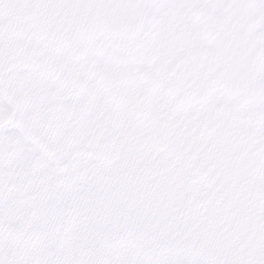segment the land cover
<instances>
[{
  "label": "rangeland",
  "instance_id": "obj_1",
  "mask_svg": "<svg viewBox=\"0 0 264 264\" xmlns=\"http://www.w3.org/2000/svg\"><path fill=\"white\" fill-rule=\"evenodd\" d=\"M24 25L25 22L22 24L20 37L23 39L20 44L26 55L20 58L21 68L14 72L7 71L5 75H2L5 71L0 70V264H32L28 260L34 259V246L38 255L44 256V259H53L55 264H68L65 261L66 258L69 259L68 254H58L52 250L54 249L52 245L43 243L41 236L34 235V212L54 211L64 214L65 208L72 203L71 212L77 214L73 216L75 222L70 226L71 237L74 236V232L79 231L84 239L92 240L94 234L99 231L92 215V208L89 204L84 206L80 201L95 189L103 168H96V164L91 166L89 160L81 158L82 156L76 157L75 154L81 149L85 150L79 138L91 136L97 139L98 106L89 98L85 87L95 84L93 73L97 68V61L105 53L95 57L93 49L88 51L86 85L73 100L63 103L64 106L60 105L62 108L65 107L62 119L56 118L61 109L50 111L51 109L46 108V112L41 113L36 110L34 103V94L35 97H39V92L34 91V86L38 82L34 75L41 78V74L34 72V35L26 31ZM11 45L14 46V42ZM27 47L31 48L30 52H27ZM61 59L60 55L57 59L60 64ZM54 73L63 71L56 65ZM68 78L73 81L72 76L68 75ZM5 82L11 84L10 91L3 86ZM12 98L21 100L18 104L21 106L19 112L16 111L18 106ZM52 101L55 100L47 101L51 105L50 108L54 104ZM16 115L28 134L22 135V132L10 123ZM128 121L131 130L140 138L145 140L155 136L150 121L135 122L131 119ZM60 132L64 140H54L59 144L56 146L52 137L47 135L52 133L60 135ZM34 136L38 138L35 139ZM39 142L49 146L52 152L42 149ZM92 145L94 150L93 142L89 146ZM72 158L73 167L64 168ZM87 165L88 168H85ZM120 170L107 168L106 181ZM194 187L196 200H204L214 192L206 177L201 178V181L196 179ZM34 206H37L36 210ZM82 212L83 214H80ZM70 228L65 231L69 233ZM66 238L63 236L59 242ZM72 252H75L74 249L68 252L69 255Z\"/></svg>",
  "mask_w": 264,
  "mask_h": 264
},
{
  "label": "flooded vegetation",
  "instance_id": "obj_2",
  "mask_svg": "<svg viewBox=\"0 0 264 264\" xmlns=\"http://www.w3.org/2000/svg\"><path fill=\"white\" fill-rule=\"evenodd\" d=\"M261 6H263V4ZM261 6H253L252 12L258 13L260 15V13H262ZM178 7L179 11L189 13H218L222 9L223 3L221 4L211 0L208 4H205V6ZM166 8L170 11L172 10L173 6H166ZM64 28V24L59 22L58 27L55 29L52 35V41H64ZM262 31H264V28ZM124 35H131V31L126 30ZM258 76V82L253 88L247 91H242L237 97H229L223 94L226 98L222 102H227L233 108L238 110L241 118L240 134L243 135V139L246 141V143L254 148L255 154L258 156L259 164L256 166V168L260 169L256 175L255 181L258 190L260 191V203L257 212L258 216L264 219V60L259 66ZM195 111L201 113V109L198 105H196ZM205 144H207V142L204 144L196 143L193 136H188L184 131H180L176 135L175 141L171 139L167 142L164 150L166 153L170 154H185L187 156L196 157L204 148ZM159 152L162 151L154 152L155 158L159 156ZM161 160L163 159L161 158ZM197 166L198 164L195 161L194 168H197ZM134 249L137 250L138 253L143 251V258L146 259L148 264H157L158 256L155 253L149 252L148 249L144 248L138 242L134 243Z\"/></svg>",
  "mask_w": 264,
  "mask_h": 264
},
{
  "label": "water",
  "instance_id": "obj_3",
  "mask_svg": "<svg viewBox=\"0 0 264 264\" xmlns=\"http://www.w3.org/2000/svg\"><path fill=\"white\" fill-rule=\"evenodd\" d=\"M118 193H120L119 198ZM165 196H175V198L177 196L180 200L179 206L182 214L185 217L190 216L191 210L186 206L183 198L185 196L183 182L173 168L147 171L119 179L113 192L108 193L99 201L98 214L108 227H114L115 230L127 229L138 232L141 222L144 225L145 222L150 223L154 220L147 214V209L155 207L158 204V198ZM162 213L164 216L160 220L163 223L171 215L169 211H160L157 216ZM203 224L209 226L208 221H203ZM240 258L246 261L243 253L239 254L238 261Z\"/></svg>",
  "mask_w": 264,
  "mask_h": 264
}]
</instances>
